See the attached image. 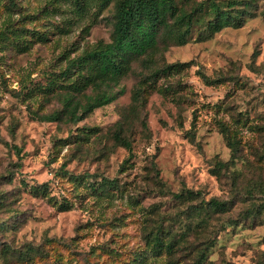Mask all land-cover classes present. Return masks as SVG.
I'll use <instances>...</instances> for the list:
<instances>
[{
	"label": "rangeland",
	"instance_id": "rangeland-1",
	"mask_svg": "<svg viewBox=\"0 0 264 264\" xmlns=\"http://www.w3.org/2000/svg\"><path fill=\"white\" fill-rule=\"evenodd\" d=\"M14 2L0 0V264H191L192 245L202 249L204 239L188 234L190 209L211 199L227 211L210 213L202 264L263 263L264 0L240 28L204 41L193 32L156 54L155 65L190 64L145 85L136 108L143 59L130 64L113 102L77 122L39 117L59 113L65 94L84 102L98 91L69 63L110 42L114 3ZM221 122L237 141L234 159ZM185 191L198 196L172 197ZM157 225L167 239L190 236L155 253L148 233Z\"/></svg>",
	"mask_w": 264,
	"mask_h": 264
},
{
	"label": "trees",
	"instance_id": "trees-1",
	"mask_svg": "<svg viewBox=\"0 0 264 264\" xmlns=\"http://www.w3.org/2000/svg\"><path fill=\"white\" fill-rule=\"evenodd\" d=\"M10 5L14 0H6ZM77 4L85 7L90 0H75ZM102 8L113 5L112 31L109 43L102 44L97 48L79 55L76 60L69 63L77 71L71 73L84 74L86 82L98 88L93 95H84V102L75 99L71 94L62 97L63 109L59 113L42 115L39 120L44 122L59 121L68 117L73 122L80 121L93 110L106 106L113 102L120 91L114 88L118 85L122 76L126 75L133 61L143 59V66L147 76L139 80L133 93L134 108L141 101L145 85H151L161 76H168L172 73L187 67L190 62H175L173 64L155 65V55L164 52L170 46H183L189 42L192 33L196 32L197 40L204 41L214 33L224 28H240L247 19L257 16L259 0H96ZM264 18V11L259 13ZM200 26L198 30L195 27ZM83 72V73H82ZM69 69L63 71L68 76ZM205 84L218 82L217 79H209L201 74ZM51 88V84L46 85ZM172 89L169 85L165 87L168 91ZM79 112V113H78ZM219 132L229 148L232 159L238 151L237 141L229 128L219 123ZM115 140L118 145L130 149V142L121 136L120 131L115 132ZM227 163L217 162V170L227 167ZM101 186H109L110 183L103 181ZM198 193L185 191L180 194H173L176 200L191 202L195 200ZM1 197V196H0ZM224 202L211 199L200 206H193L190 212L196 216V223L188 234L204 239L201 249L199 245H192L196 251V258L191 264H202L206 253L212 245L210 242L212 231L208 228L210 213L226 212ZM1 226V225H0ZM189 228V227H188ZM163 230L159 225L148 233L150 249L155 253L162 250L167 253L183 242L187 235L184 232L178 239H167L162 236ZM3 255L12 254L9 249L1 251ZM29 251L17 253L18 260L28 259ZM260 264H264L260 263Z\"/></svg>",
	"mask_w": 264,
	"mask_h": 264
}]
</instances>
